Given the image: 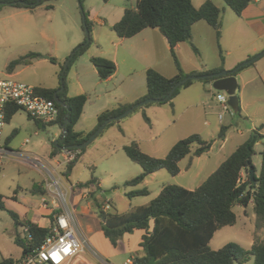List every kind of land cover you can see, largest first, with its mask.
Wrapping results in <instances>:
<instances>
[{
  "label": "rangeland",
  "instance_id": "1",
  "mask_svg": "<svg viewBox=\"0 0 264 264\" xmlns=\"http://www.w3.org/2000/svg\"><path fill=\"white\" fill-rule=\"evenodd\" d=\"M136 4L137 0H44L42 4L32 9L18 7L14 4H1L0 80L13 79L34 87L57 89L62 69H65L68 59L74 50L84 43L87 35L83 14L85 12L91 21L89 34L93 40V44L79 58L80 62L83 60L86 62V65L80 70V73L87 75L86 84L80 81L76 61L67 73L66 85L68 90L72 87V91L74 89L82 91L80 94L89 97L91 102L89 110L102 109L105 102L99 91L102 85H99L100 79L94 72L95 69L89 56L95 52L96 57L113 60L116 50L111 38L116 34L111 30L109 24L117 21L120 17L122 18L126 7L135 8ZM93 15H96L104 24H94L91 20ZM77 36L81 42L72 50L70 47ZM30 52L39 54V58L34 59L27 66H20L12 74L7 72L6 68L12 61ZM42 56L57 58V63L41 58ZM90 70L94 72L93 77L89 75ZM192 85H194L193 88L208 85L209 104L216 114L206 116L200 106L185 113L179 121L172 120L175 122L171 123L169 120L174 117L165 106L163 114L156 113L158 118L153 113L155 107H150L152 105H148L144 109H137L132 115L138 116L136 117L138 124H135L136 131L142 137L145 135L143 134L145 129L149 130V128L152 133L158 134L156 135L157 139L152 141H147L146 136L140 147L150 156L165 158L175 144L197 134L207 141H212V149L200 157L191 159V156H188L183 159L179 163L180 173L176 176L170 175L166 170H161L155 173V176L148 177L144 184L130 189L123 187L124 182L138 176L142 172V168L132 162L122 149H115L119 143L118 138L122 137L117 131L110 129L113 128V125L109 126V129L103 131L85 148L70 175L66 177L65 152H61L56 157L51 155V136L54 141L58 140L62 133L61 127L48 124L44 128L43 124L37 123L28 116L26 111L20 109L7 124L3 137L4 139L10 138L8 145L11 151L23 152L28 155L27 158L9 157L4 160L1 166L0 194L5 197L6 210H0V260L3 253L15 257L19 251L14 241L16 227L10 212L22 219L25 214L35 211L40 204L41 195L33 193L32 189L39 183L44 185L52 175L61 177L68 186H73L69 203L74 209L81 239L85 240L80 255L89 261L88 263L85 259L78 258L73 264H128V261H132L135 255H143V250L140 247L143 235L141 231L126 234L120 240L118 247H114L110 243L103 234V220L98 213L100 208L110 214H125L133 211L136 207L149 204L158 197L166 185H177L195 190L220 167L228 156L247 141L253 130L263 129L264 126V117L249 118L246 117L245 112L239 115L230 106L229 110L225 112L217 100L218 93L212 88V83L206 84L198 80L190 86ZM262 106L264 109V105ZM144 110L147 112V117L152 120L153 127L147 125L143 115ZM221 114L223 115L222 120H220ZM90 121L88 112L86 119L80 122L78 128L91 129ZM92 121L94 122L93 119ZM206 122H211V125L208 126ZM223 126L227 128L226 136L228 138L225 148L221 152L222 140L219 138V133ZM13 132L15 135H12ZM261 132L264 134V130ZM195 149L196 146H193L192 151ZM255 150L256 154L252 160L257 171L256 175L259 176L262 143H258ZM36 157L42 160L43 165L49 169L51 174L42 166L40 171L30 164V160ZM93 177L98 180L97 183H101L100 189L97 184L89 188L77 186L80 183L85 184ZM144 187L151 192L150 195L133 199L126 195L132 189ZM233 210L237 216L236 225L223 228L215 234L209 243L212 250H219L229 243H235L245 251L251 250L250 231L256 227L254 206L244 208L236 205ZM86 225H91L92 232L87 231ZM21 231L23 230L20 228ZM245 264H254V257L250 256Z\"/></svg>",
  "mask_w": 264,
  "mask_h": 264
},
{
  "label": "trees",
  "instance_id": "2",
  "mask_svg": "<svg viewBox=\"0 0 264 264\" xmlns=\"http://www.w3.org/2000/svg\"><path fill=\"white\" fill-rule=\"evenodd\" d=\"M44 0H0V5L14 4L18 7L32 9L42 4ZM228 8L236 15L241 16L243 11L254 0H223ZM84 14V25L90 30L91 21L87 13ZM223 10L211 0L206 1L199 8L193 5L192 0H137L135 8L126 7L122 19L111 27L120 39H130L140 34L145 29L159 30L168 40L177 73L173 77H165L155 69L146 72L147 94L133 104L120 105L117 108L102 112L97 117V126L91 133L85 134L75 131L83 109L89 99L85 94L69 96L66 76L72 64L83 56L88 47L93 44L87 42L81 44L72 57L67 69H62L60 83L57 89L37 87V92L50 100H54L57 90L63 86L58 94L59 99L65 104H58L59 116L52 125L62 127L65 120L68 123L65 133L60 135L59 145L62 147L83 144L100 126L112 117H116L131 108L134 104L146 99L163 100L171 92L173 87L190 75L215 74L221 72V68L211 69L207 72L186 73L179 62L175 47L178 44L190 43L192 45V27L198 22L205 21L216 30L217 37L222 35ZM198 57L200 51L192 45ZM223 60V52L220 50ZM39 54L30 52L27 55L12 61L6 68L12 74L20 66H27L38 58ZM57 63V59L50 58ZM90 62L95 67L100 80L105 81L117 72L114 61L102 57L93 56ZM254 63L240 68L241 70L252 66ZM215 79H203L206 84L213 83ZM194 81L190 80L179 87L166 102H155L149 105H164L170 103L180 93L181 89L189 87ZM148 106V105H147ZM146 106V107H147ZM145 107V108H146ZM144 109V108H143ZM19 111L15 108L9 114L7 123ZM137 111V110H135ZM134 111V112H135ZM242 115V111L238 112ZM147 123L150 119L144 113ZM37 122V121H36ZM120 121L110 122L106 128ZM39 123V122H37ZM45 126V125H44ZM261 128L252 131L247 141L242 143L221 165L212 173L197 189L189 190L177 185H166L158 197L149 204L136 207L133 211L125 214L106 213L102 208L98 212L103 220V234L114 247H118L120 240L126 234L135 231H143L140 247L143 255H135L132 264H245L250 256L254 257V264H264V237L256 238L250 251H245L235 243H229L219 250H212L209 243L215 234L223 228L233 227L237 223V216L233 210L236 205L247 208L251 203L256 215V229L264 227V134ZM227 128L222 127L219 138L224 140ZM262 143L263 150L260 155L261 171L259 176L253 164V156L256 154L255 147ZM53 144V143H52ZM193 146L196 149L192 151ZM212 141L205 140L200 135H192L175 144L165 158H156L146 154L139 143L133 141L124 146L123 151L134 163L140 165L142 172L124 182L125 189L136 188L145 183L146 179L161 170H166L170 175L180 173L179 163L188 156L191 159L200 157L212 149ZM52 156L61 153L57 146H52ZM76 150V149H73ZM72 150V151H73ZM79 155L67 163L68 177L77 161L85 151L79 150ZM255 169L254 181L251 180L250 169ZM96 178H91L85 184H78L81 188H89L97 184ZM42 189L35 185L32 192L37 194ZM150 191L144 187L132 189L126 195L133 199L150 195ZM0 210H6L5 197L0 194ZM16 234L15 244L22 251V259L39 249L49 234V227H41L38 224L25 220L13 212ZM26 228V231H21ZM19 260L13 258L2 259L0 264H18Z\"/></svg>",
  "mask_w": 264,
  "mask_h": 264
},
{
  "label": "crops",
  "instance_id": "3",
  "mask_svg": "<svg viewBox=\"0 0 264 264\" xmlns=\"http://www.w3.org/2000/svg\"><path fill=\"white\" fill-rule=\"evenodd\" d=\"M206 1L208 0H192L193 5L196 8H199ZM211 1L223 10L222 35L220 39H218L216 30L205 21H201L193 25L192 45H194L200 51L201 56H197L190 43L178 44L175 47L181 67L186 73H202L217 68H221L222 71H232L241 63L264 51V0H254V2L243 11L241 16L236 15L230 8H228L223 0ZM121 19L122 18L120 17V19H117V21L111 22L110 24L108 23L109 27L111 28ZM91 20L97 25L104 24V22L99 20L96 15H93ZM114 37L111 39L115 45L116 53L112 61H114L117 65V72L105 81L100 80L99 84L102 85L99 91L105 100L104 107L99 110L97 108L94 110H89L91 102L88 99L83 109L82 116L75 126L76 132L85 134L91 133L93 130H95L97 126V117L99 114L104 112L103 110L107 111L117 108L120 105L133 104L144 97L147 94L146 72L148 69H155L163 76L168 78L175 76L177 73V69L170 51V44L167 38L159 30L145 29L140 34L130 39H120L117 34ZM80 42L81 39H79L78 36L75 37V42L73 40L72 46L70 48H75ZM220 50L223 52V60L220 55ZM93 56H95V52L92 53L89 58L91 59ZM80 61L81 60L78 59L76 64L79 71L78 73H80V70H82L86 65L84 60L82 62ZM93 68L95 69L94 66ZM94 72L96 75H98L96 69ZM94 72L90 70L89 75L93 77ZM236 78L239 85L237 94L240 98V107L242 108L241 111L245 112L246 117L249 118H256V116H261L263 118L264 113H262V111L264 109L262 105H264V55L255 61L252 66L241 70L236 75ZM86 80L87 75L80 73V81L86 84ZM193 87L194 85L189 86L181 91L172 101V105L167 103L163 106L157 104L150 106L155 107L153 108V113L156 115V118H158L157 114L164 113V106L172 112L174 119L171 118L169 120L171 123L179 121V119H181L185 113L193 108H199L200 106H202L206 116H212L213 114H216L215 111H213L212 106L209 104L210 102L207 94L208 85H202L199 88ZM68 93L69 96H76L82 93V91H76L75 89L72 91L71 87L69 88ZM207 108L209 109L208 111ZM88 112L90 113V122L92 126L91 129L87 128L86 130H83L78 128L80 122L83 119H86ZM144 113L147 115L145 110L143 115ZM132 115H134V112L121 120L119 122L120 124H114L112 126L113 128H110L111 130L113 129L112 131H117L122 137L118 138L119 143L115 147L116 150H123L124 146L133 141H136L139 143V145H141L146 136L147 141L157 139L156 135L158 134L155 135L152 133L150 128L149 130L145 129L143 132L145 135L142 137L135 129V124H138L136 120V117L138 116ZM206 124L210 126L211 122H206ZM147 125H149V127L154 126L151 119L150 123H147ZM106 129L109 128H105L104 131ZM262 130H264V126ZM15 132H13L12 135H15ZM227 138L228 137L226 136L225 139L222 140V145L220 147L221 152L225 148ZM4 141L9 148L8 144L10 142V138L4 139ZM57 155L52 157H56ZM153 175L155 176L156 174L154 173ZM98 184L100 187L101 183L99 182ZM38 185L42 190L37 194L42 195L43 183H39ZM84 197L87 196L84 195ZM249 206H253V204L251 203ZM48 215V211H45L38 206L35 211L25 214V216L20 220H30L41 227H48ZM86 228L88 232H92L93 230L91 225H86ZM14 233L16 234V229ZM250 235V247H252L256 238L262 239L264 237V227L260 228L259 230H257L255 227L250 231ZM17 247L19 248V251L15 257H13V255H7V253H3L1 258H13L15 260L21 261L23 251L19 246ZM78 258H83L89 263V261L81 255ZM2 259L0 261H2Z\"/></svg>",
  "mask_w": 264,
  "mask_h": 264
},
{
  "label": "built area",
  "instance_id": "4",
  "mask_svg": "<svg viewBox=\"0 0 264 264\" xmlns=\"http://www.w3.org/2000/svg\"><path fill=\"white\" fill-rule=\"evenodd\" d=\"M217 93L218 102L227 112L229 95L224 91H217ZM15 108L26 111L30 118L45 126L55 122L59 116L57 102L39 94L37 87L13 79L0 80V168L4 160L9 157L27 158L28 155L11 151L4 141L3 134L8 124V116ZM222 119L221 114L220 120ZM64 152L67 163L74 160L80 153L79 150ZM30 162L38 170L42 166L51 174L40 158H32ZM72 189L73 186H68L61 177L52 175L46 180L39 207L49 212L50 231L42 246L18 264H71L80 256L85 240L81 239L75 212L69 203ZM26 230V228L23 229V231ZM130 263L132 264L129 260L128 264Z\"/></svg>",
  "mask_w": 264,
  "mask_h": 264
},
{
  "label": "water",
  "instance_id": "5",
  "mask_svg": "<svg viewBox=\"0 0 264 264\" xmlns=\"http://www.w3.org/2000/svg\"><path fill=\"white\" fill-rule=\"evenodd\" d=\"M2 4H5V3H2ZM85 28H86V34H87L86 36H88L87 42H90L89 30L87 29L86 26H85ZM74 54H75V52H73V54L68 59L67 64L65 66V69H67V67H68L72 57L74 56ZM263 55H264V51H262L261 53H259L255 57L241 63L237 68H235L232 71H221V72H218L215 74L190 75L187 78L183 79L181 82H179L177 85H175L173 87V89L171 90V92L168 94V96H166L163 100H154V99L143 100L141 102L134 104L131 108L126 110L121 115L110 118L102 126H100L83 144L62 147L59 145V142L61 141V139L54 141L52 136H51V141H52L54 146H57L62 151L73 150V149H76V150L85 149L104 131V129L106 128V126L110 122L121 121L124 118H126L128 115L133 113L135 110L140 109V108L141 109L145 108L147 105H149L151 103L168 101L170 99V97L174 94V92L179 87H181L184 83H186L190 80L198 81V80L211 79V78L215 79L212 83V88L215 91H224V92H226L227 95H229L228 104L233 109V111L237 114L240 111L241 107H240V98H239V95L237 94V90H238V86H239L238 80H237L236 76H234V73H236L240 68H243L245 66H248V65L254 63L259 58H261ZM41 58L50 59V56H42ZM62 90H63V86L55 92L54 98H55V101L57 102V104H59L61 106H65V104L59 99V96H58V94ZM67 123H68V119L65 120V124L62 126L63 134L65 133V127H66ZM44 128H46V126H44ZM250 175H251V180L254 181L255 169H253V168L250 169Z\"/></svg>",
  "mask_w": 264,
  "mask_h": 264
}]
</instances>
